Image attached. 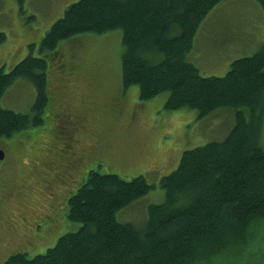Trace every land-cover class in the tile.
I'll use <instances>...</instances> for the list:
<instances>
[{"label":"trees","instance_id":"16d2710c","mask_svg":"<svg viewBox=\"0 0 264 264\" xmlns=\"http://www.w3.org/2000/svg\"><path fill=\"white\" fill-rule=\"evenodd\" d=\"M223 1L77 0L46 32L40 54L0 68V137L44 122L49 55H60L62 40L114 29L123 31L125 88L138 85L141 99L168 92L166 109L191 107L204 116L228 108L235 118L224 139L183 151L160 178L164 199L148 205L141 224L117 213L157 185L143 174L125 179L90 169L67 200V216L80 226L45 252H16L4 264H201L251 241L252 251L264 252V49L234 59L225 75H203L189 58L200 24ZM6 37L1 31L0 43ZM18 78L36 86L30 113L1 105Z\"/></svg>","mask_w":264,"mask_h":264},{"label":"rangeland","instance_id":"374dc122","mask_svg":"<svg viewBox=\"0 0 264 264\" xmlns=\"http://www.w3.org/2000/svg\"><path fill=\"white\" fill-rule=\"evenodd\" d=\"M75 1L0 0V32L7 36L0 43V68L8 72L31 51L40 54L44 35ZM122 36V29H114L62 40L60 55H49L44 122L0 137L5 151L0 160V264L16 252H45L80 226L67 216V200L90 169L125 179L143 174L157 185L117 213L121 221L141 224L148 205L164 199L160 178L178 166L183 151L222 140L233 127L234 112L228 108L199 116L196 108L166 109V91L141 99L138 85L125 88ZM262 49L263 6L257 0H224L200 24L189 58L203 75H225L234 59ZM36 94L32 80L18 78L1 105L30 113ZM65 129L78 137L67 152ZM87 148L89 167L82 163L74 176L71 164ZM252 243L201 264H264V252L252 251Z\"/></svg>","mask_w":264,"mask_h":264},{"label":"flooded vegetation","instance_id":"af4514ba","mask_svg":"<svg viewBox=\"0 0 264 264\" xmlns=\"http://www.w3.org/2000/svg\"><path fill=\"white\" fill-rule=\"evenodd\" d=\"M69 121V120H68ZM66 122V123H68V124H70V125H72L71 124V122ZM64 135H66V137H67V139L68 140H66L67 142H66V148H64L65 150V152H67V151H69L72 147H73V142H76L77 141V135L76 134H73V133H71V132H69L68 131V129H65L64 130ZM74 135H75V138H74ZM80 149H78V151H79ZM88 152H90L89 150H88V148L87 149H85L84 150V153H82V152H78L79 154H78V159L77 160H75V162H73L72 164H71V167H72V169H71V172L73 173V175L74 176H76V175H78V173H79V166L82 164V163H88L87 164V167H89L88 165H89V159H90V153H88ZM73 161V160H72ZM72 161H70V162H72ZM69 162V163H70ZM86 167V169H85V174L88 172V169L89 168H87ZM57 173H58V178L59 179H61L62 180V178H61V176H62V172H60V171H57ZM84 173L82 174V178H84V175H85ZM21 185V184H20Z\"/></svg>","mask_w":264,"mask_h":264},{"label":"water","instance_id":"95a60500","mask_svg":"<svg viewBox=\"0 0 264 264\" xmlns=\"http://www.w3.org/2000/svg\"><path fill=\"white\" fill-rule=\"evenodd\" d=\"M5 157V151L0 148V160Z\"/></svg>","mask_w":264,"mask_h":264}]
</instances>
